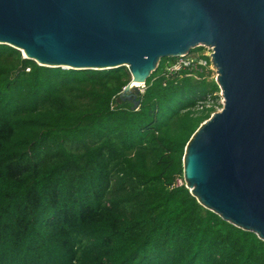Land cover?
<instances>
[{"label":"trees","instance_id":"obj_1","mask_svg":"<svg viewBox=\"0 0 264 264\" xmlns=\"http://www.w3.org/2000/svg\"><path fill=\"white\" fill-rule=\"evenodd\" d=\"M176 60L135 108L127 67L49 68L0 44V264H264L263 240L179 184L223 103L212 70Z\"/></svg>","mask_w":264,"mask_h":264},{"label":"water","instance_id":"obj_2","mask_svg":"<svg viewBox=\"0 0 264 264\" xmlns=\"http://www.w3.org/2000/svg\"><path fill=\"white\" fill-rule=\"evenodd\" d=\"M0 44L49 68L127 67L135 108L131 85L161 59L212 47L223 108L188 142L179 184L264 241V0H0Z\"/></svg>","mask_w":264,"mask_h":264},{"label":"built area","instance_id":"obj_3","mask_svg":"<svg viewBox=\"0 0 264 264\" xmlns=\"http://www.w3.org/2000/svg\"><path fill=\"white\" fill-rule=\"evenodd\" d=\"M212 53H213L212 48H208V47L204 52V55L210 58V63L206 59L202 58L199 53H194V54L189 53L186 56L178 57L176 62L173 63V65H171V67H169L168 70L172 72H180L182 70L187 69L191 74L195 75L193 73L194 71L198 70L201 67H206L212 70L213 72L217 73L216 68L212 62ZM139 89L141 93H143L145 89V84H141Z\"/></svg>","mask_w":264,"mask_h":264},{"label":"bare ground","instance_id":"obj_4","mask_svg":"<svg viewBox=\"0 0 264 264\" xmlns=\"http://www.w3.org/2000/svg\"><path fill=\"white\" fill-rule=\"evenodd\" d=\"M208 48H212V47H208ZM139 85H141V83L138 81H135V82H133V84L131 86H139Z\"/></svg>","mask_w":264,"mask_h":264},{"label":"rangeland","instance_id":"obj_5","mask_svg":"<svg viewBox=\"0 0 264 264\" xmlns=\"http://www.w3.org/2000/svg\"><path fill=\"white\" fill-rule=\"evenodd\" d=\"M207 48V47H206ZM164 59H166V58H164ZM213 75H214V77H216L217 76V73L216 72H213ZM141 85H139V87H140ZM221 95V94H220ZM221 109H219V111H220Z\"/></svg>","mask_w":264,"mask_h":264}]
</instances>
